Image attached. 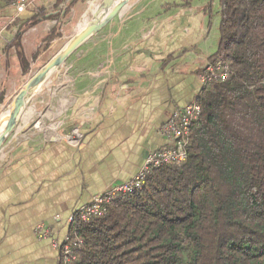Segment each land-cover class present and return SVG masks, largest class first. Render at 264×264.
Segmentation results:
<instances>
[{
	"label": "crops",
	"instance_id": "0c3cea01",
	"mask_svg": "<svg viewBox=\"0 0 264 264\" xmlns=\"http://www.w3.org/2000/svg\"><path fill=\"white\" fill-rule=\"evenodd\" d=\"M91 2L30 0L17 12L0 0V111ZM206 24L191 0H125L50 75L0 146V264H57L52 241L73 212L172 145L159 128L202 89L218 43V21ZM39 223L51 238L37 237Z\"/></svg>",
	"mask_w": 264,
	"mask_h": 264
},
{
	"label": "trees",
	"instance_id": "16d2710c",
	"mask_svg": "<svg viewBox=\"0 0 264 264\" xmlns=\"http://www.w3.org/2000/svg\"><path fill=\"white\" fill-rule=\"evenodd\" d=\"M218 7L206 63L229 74L197 96L186 160L74 217L67 235L81 244L70 264H264V0Z\"/></svg>",
	"mask_w": 264,
	"mask_h": 264
},
{
	"label": "built area",
	"instance_id": "2783aa9c",
	"mask_svg": "<svg viewBox=\"0 0 264 264\" xmlns=\"http://www.w3.org/2000/svg\"><path fill=\"white\" fill-rule=\"evenodd\" d=\"M11 1L17 12L24 11L30 4V0ZM228 74L227 65L221 61L206 63L200 76L202 87L214 80H223ZM200 112V106L195 101L175 109L159 128L160 135L170 140L172 145L148 153L145 157L143 166L131 180L106 193L93 197L88 204L73 212L69 218V223L74 217L88 220L90 216L102 212L103 204L106 201L120 193L132 192L135 188H139L146 174L151 169L165 164H179L184 162L187 157L186 147L188 144L189 132L193 124L198 121ZM35 233L38 238H51L52 236V230L42 223L35 226ZM52 242L58 251L57 264H70V261L74 258L72 248L81 244L79 238L76 237L70 240L67 234L62 241L58 242L54 239Z\"/></svg>",
	"mask_w": 264,
	"mask_h": 264
},
{
	"label": "water",
	"instance_id": "95a60500",
	"mask_svg": "<svg viewBox=\"0 0 264 264\" xmlns=\"http://www.w3.org/2000/svg\"><path fill=\"white\" fill-rule=\"evenodd\" d=\"M115 0H92L83 24L45 64L31 76L26 77L17 92L9 98L7 104L0 111V146L16 126L18 117L26 104L40 90L50 75L61 66L64 61L79 46H81L107 19L114 15L124 4V1L114 3Z\"/></svg>",
	"mask_w": 264,
	"mask_h": 264
},
{
	"label": "rangeland",
	"instance_id": "374dc122",
	"mask_svg": "<svg viewBox=\"0 0 264 264\" xmlns=\"http://www.w3.org/2000/svg\"><path fill=\"white\" fill-rule=\"evenodd\" d=\"M191 3H199V4L202 5V11L206 15V20H207V24L206 25H207L208 28L212 27V23H213V25H215L217 21L219 23L218 0H191ZM214 18L217 21L213 22ZM80 24L82 25L83 21L81 23H78V25L73 29V32L71 33V35L65 36V37L60 38V39H58L56 41H53L51 47L48 50H46L42 54V56L39 58V60L37 61V64L34 66L33 70L31 71L32 73L29 76H31L43 64H45L59 49H61L63 46H65V44L70 40V38L78 30V27H79ZM79 47L72 54H70V56H68V59H70L75 52L79 51V49H80Z\"/></svg>",
	"mask_w": 264,
	"mask_h": 264
}]
</instances>
